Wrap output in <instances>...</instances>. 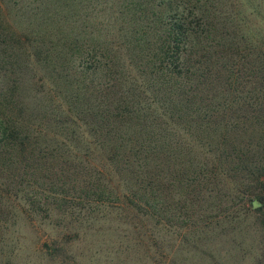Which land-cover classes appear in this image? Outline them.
I'll return each instance as SVG.
<instances>
[{"label":"rangeland","instance_id":"374dc122","mask_svg":"<svg viewBox=\"0 0 264 264\" xmlns=\"http://www.w3.org/2000/svg\"><path fill=\"white\" fill-rule=\"evenodd\" d=\"M261 15L0 0V264H264Z\"/></svg>","mask_w":264,"mask_h":264},{"label":"trees","instance_id":"16d2710c","mask_svg":"<svg viewBox=\"0 0 264 264\" xmlns=\"http://www.w3.org/2000/svg\"><path fill=\"white\" fill-rule=\"evenodd\" d=\"M261 17L264 18V16H262V15H261ZM175 28H176V30H174V32L177 34V36H181V35H182V33H181L182 31H177V30L180 29V27H179V26H176ZM180 30H181V29H180Z\"/></svg>","mask_w":264,"mask_h":264}]
</instances>
